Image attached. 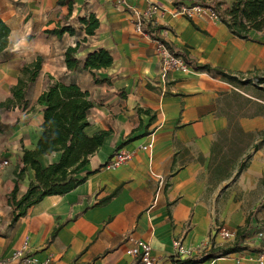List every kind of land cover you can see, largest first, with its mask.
Returning <instances> with one entry per match:
<instances>
[{
	"label": "crops",
	"instance_id": "1",
	"mask_svg": "<svg viewBox=\"0 0 264 264\" xmlns=\"http://www.w3.org/2000/svg\"><path fill=\"white\" fill-rule=\"evenodd\" d=\"M73 1L71 15L58 0L0 1V17L11 29L10 46L0 55V103L11 96L21 68L38 56L44 59L28 94L29 110H0V163L8 162L0 168V264H26L13 258L26 243L28 254L41 264H132L129 239L148 243L160 264L202 258L200 247L209 239L212 246L206 251L231 245L234 239L211 238L213 226L236 232L264 201V145L253 149L264 132L260 85H231L193 69L171 70L164 78L155 41H164L174 52L186 50L199 65L254 79L264 76V33L251 32L246 41L208 13L176 15L193 6V0H152L161 11L151 17L148 0ZM90 15L100 23L93 36L79 23ZM138 18L157 28V40L138 29ZM68 24L77 31L74 36L45 33ZM77 44V58L83 62L104 49L112 66L69 72L65 52ZM49 77L89 94L88 136L110 135L81 172V186L64 196L46 197L14 222L9 196L18 166L24 167L23 152L35 150L42 135L46 105L38 99ZM236 124L249 138L233 134L244 150L231 177L213 187L212 145L220 132L229 131L231 146ZM119 150L132 159L119 168L108 167ZM248 156V168L234 180ZM59 159L60 154H53L40 162L47 167ZM33 182L35 173L27 168L18 183V199ZM177 241L191 254L177 256ZM255 257L246 249L200 264H258Z\"/></svg>",
	"mask_w": 264,
	"mask_h": 264
},
{
	"label": "trees",
	"instance_id": "2",
	"mask_svg": "<svg viewBox=\"0 0 264 264\" xmlns=\"http://www.w3.org/2000/svg\"><path fill=\"white\" fill-rule=\"evenodd\" d=\"M1 1V0H0ZM193 6H202L211 9L217 18L230 30L237 38L250 40L251 32L264 33V0H193ZM230 3H229V2ZM229 3L225 8L224 5ZM58 6H67L71 15L73 11V0H58ZM79 23L84 27L87 36H93L99 28L100 23L94 15L79 19ZM157 28H151L150 24L141 20V30L152 39H156L153 33ZM76 29L72 24L58 26L57 29L45 32L48 35L61 38L65 34L74 36ZM11 29L0 17V55L6 53L10 46ZM160 41V40H157ZM164 43L175 56L180 57L193 70L206 72L212 76L219 77L231 85H260V100L264 96V76L254 79H247L244 76H235L220 69H214L208 65H199L189 58L186 50L174 52L171 47ZM78 44L69 47L65 52V64L69 72L73 73L81 68L86 71H99L112 66L113 59L110 53L104 49H99L87 56L85 62L77 58ZM44 59L38 56L32 63L24 65L20 70V77L17 84L11 89V96L0 103V110L19 109L21 112L28 111L30 102L28 94L42 70ZM99 82V81H98ZM38 103L45 104L43 110L44 123L42 125V135L35 150H25L21 158L23 168L18 166L16 173V187L9 196V206L12 209L13 221L27 215L29 209L40 203L46 197L64 196L79 186L85 178L80 174L87 166L89 159L102 147L109 132H100L93 136H88L87 128L90 126L88 114L93 108V103L87 92L82 91L76 84H64L53 82L48 78L47 87L38 99ZM33 109V108H31ZM264 113V106L260 104V115ZM4 125L0 122V131ZM229 131L220 132L211 149L210 173L212 175V186H217L221 181L230 178L234 172V166L241 155L244 147L241 148L240 141L233 134L237 133L238 138H249L236 124L232 130L233 141L228 146ZM148 134V131L145 132ZM263 138L260 144L253 147L258 151L264 145V132L260 133ZM53 154H60L58 162L44 167L40 158L49 157ZM251 156L245 162H241L236 180L240 174L248 168ZM27 168H31L35 173V182L31 183L24 196L18 199V183L22 179ZM210 184V185H211ZM121 188L103 203H107L114 198ZM255 213L247 219L245 227L238 228L234 242L229 246L211 248L205 251L202 258L179 260L175 264H200L217 257H226L230 254L242 252L247 248L244 242L247 239L248 230Z\"/></svg>",
	"mask_w": 264,
	"mask_h": 264
},
{
	"label": "built area",
	"instance_id": "3",
	"mask_svg": "<svg viewBox=\"0 0 264 264\" xmlns=\"http://www.w3.org/2000/svg\"><path fill=\"white\" fill-rule=\"evenodd\" d=\"M148 1V16L151 17L153 14L161 11L160 7L154 4L152 0ZM201 13H208L212 18L217 19V15L211 9H207L202 6L182 7L176 12V15L193 18ZM137 27L141 31V20L139 18L137 20ZM155 44L158 56L161 59L164 78L171 70H178L184 73H190L192 71V68L188 66L182 58L175 56V54H173L164 43L161 41H155ZM75 46L76 45H74V47ZM131 159L132 154L124 150H119L108 163V167L119 168L127 164ZM6 165H8V162L0 163V168ZM255 218L256 219L252 221L248 230V236L244 246L253 251L258 264H264V201L259 204L257 210L255 211ZM235 235L236 232H232L222 225L215 224L212 229L211 238L220 237L223 240L229 241L235 239ZM129 242L132 246L127 250V255L132 257V264H160V262L154 258L152 248L148 243L135 239H129ZM174 246L177 250V256L179 257L191 254V251L186 249L180 241L175 242ZM210 246H212L211 239L204 243L200 249L204 252L207 250V247ZM28 252L29 245L26 243L20 250L13 254V258L22 260L26 264H41L34 257L30 256ZM44 264H51V261H47Z\"/></svg>",
	"mask_w": 264,
	"mask_h": 264
},
{
	"label": "rangeland",
	"instance_id": "4",
	"mask_svg": "<svg viewBox=\"0 0 264 264\" xmlns=\"http://www.w3.org/2000/svg\"><path fill=\"white\" fill-rule=\"evenodd\" d=\"M229 2V1H228ZM230 3V2H229ZM229 3H227L226 5H224L225 6V8H227L228 6H229Z\"/></svg>",
	"mask_w": 264,
	"mask_h": 264
}]
</instances>
